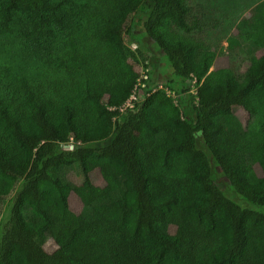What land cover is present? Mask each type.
I'll list each match as a JSON object with an SVG mask.
<instances>
[{
    "label": "trees",
    "instance_id": "1",
    "mask_svg": "<svg viewBox=\"0 0 264 264\" xmlns=\"http://www.w3.org/2000/svg\"><path fill=\"white\" fill-rule=\"evenodd\" d=\"M191 8L0 0V264H264V2L244 69Z\"/></svg>",
    "mask_w": 264,
    "mask_h": 264
},
{
    "label": "rangeland",
    "instance_id": "2",
    "mask_svg": "<svg viewBox=\"0 0 264 264\" xmlns=\"http://www.w3.org/2000/svg\"><path fill=\"white\" fill-rule=\"evenodd\" d=\"M264 2V0H189V5L192 7L194 13H200L203 18L202 21L205 23V27L208 29L213 27V31H210L209 43H211L213 50L217 51L218 56L213 67L209 71L216 69L227 68L230 64L236 63L238 68L244 69L247 62V52L245 43L240 36L242 32L241 21L245 17H249L252 9L258 4ZM141 32V27L139 29ZM214 34V36H212ZM126 42L133 49L136 47V43H132L131 39L127 36ZM231 44L235 45V48L229 49ZM0 46V65L6 64L13 50L7 43H1ZM156 47V46H155ZM157 48V47H156ZM14 53V52H13ZM162 53H156L155 57L152 58L150 68L153 69L159 65V60ZM154 64H157L156 66ZM157 68V67H156ZM161 72H166L167 63L160 66ZM169 77V74L166 75ZM162 82V77H160ZM193 91V89H192ZM241 116H244L243 113ZM70 180L76 184H80L83 181L81 169L78 165H72L67 170ZM95 181L101 183L99 176L95 173ZM229 197H231L238 204H243L240 198L233 192L229 191ZM70 204L75 212L81 210V204L78 199L71 195ZM240 204V205H241ZM6 208H3V213ZM6 213V212H5ZM46 249L49 252L55 250V246L52 243L46 245Z\"/></svg>",
    "mask_w": 264,
    "mask_h": 264
},
{
    "label": "built area",
    "instance_id": "3",
    "mask_svg": "<svg viewBox=\"0 0 264 264\" xmlns=\"http://www.w3.org/2000/svg\"><path fill=\"white\" fill-rule=\"evenodd\" d=\"M136 100V95L131 97V100L127 103V105L125 107H132V101Z\"/></svg>",
    "mask_w": 264,
    "mask_h": 264
}]
</instances>
